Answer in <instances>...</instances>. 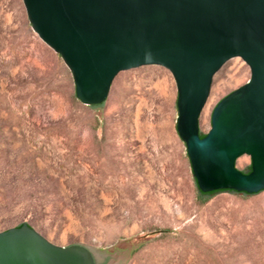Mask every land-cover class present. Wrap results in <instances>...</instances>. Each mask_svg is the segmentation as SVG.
I'll return each mask as SVG.
<instances>
[{"label": "rangeland", "instance_id": "rangeland-1", "mask_svg": "<svg viewBox=\"0 0 264 264\" xmlns=\"http://www.w3.org/2000/svg\"><path fill=\"white\" fill-rule=\"evenodd\" d=\"M249 74L240 59L215 74L200 133ZM176 97L170 73L147 66L119 73L100 107L81 104L22 0H0V230L27 224L96 264H264V190L198 199Z\"/></svg>", "mask_w": 264, "mask_h": 264}, {"label": "water", "instance_id": "water-1", "mask_svg": "<svg viewBox=\"0 0 264 264\" xmlns=\"http://www.w3.org/2000/svg\"><path fill=\"white\" fill-rule=\"evenodd\" d=\"M32 31L71 73L75 98L99 106L121 72L167 70L175 85L178 138L200 193L264 190V0H22ZM244 85L198 120L215 74L230 60ZM247 156L250 172L235 161ZM86 247L56 246L27 224L0 230V264H96Z\"/></svg>", "mask_w": 264, "mask_h": 264}, {"label": "trees", "instance_id": "trees-1", "mask_svg": "<svg viewBox=\"0 0 264 264\" xmlns=\"http://www.w3.org/2000/svg\"><path fill=\"white\" fill-rule=\"evenodd\" d=\"M102 105V104H101ZM101 105L99 106H92L94 108H97V107H100ZM199 135H200V138H203L205 136V134H202L199 132ZM242 173H249L250 172V165L247 167V169L245 171H241ZM194 185L196 187V184L194 182ZM197 189V188H196ZM232 193V194H239V193H236V192H233V191H215V192H211V193H206V194H203V193H200L198 190H197V197L198 199L201 201V202H205L208 198H210L211 196L215 195V194H218V193ZM241 195L243 196H248L244 193H242ZM21 225H18L17 227H20Z\"/></svg>", "mask_w": 264, "mask_h": 264}, {"label": "bare ground", "instance_id": "bare-ground-1", "mask_svg": "<svg viewBox=\"0 0 264 264\" xmlns=\"http://www.w3.org/2000/svg\"><path fill=\"white\" fill-rule=\"evenodd\" d=\"M206 106V105H205Z\"/></svg>", "mask_w": 264, "mask_h": 264}]
</instances>
